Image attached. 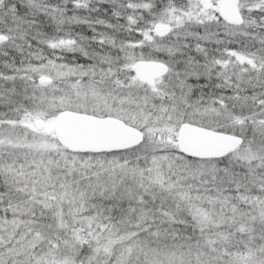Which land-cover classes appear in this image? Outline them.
<instances>
[{"label":"snow or ice","instance_id":"snow-or-ice-1","mask_svg":"<svg viewBox=\"0 0 264 264\" xmlns=\"http://www.w3.org/2000/svg\"><path fill=\"white\" fill-rule=\"evenodd\" d=\"M0 264H264V0H0Z\"/></svg>","mask_w":264,"mask_h":264}]
</instances>
